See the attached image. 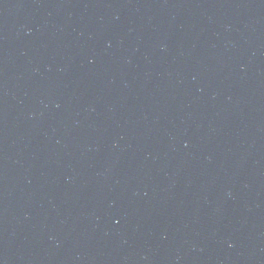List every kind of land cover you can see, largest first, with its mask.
<instances>
[{"label": "water", "instance_id": "obj_1", "mask_svg": "<svg viewBox=\"0 0 264 264\" xmlns=\"http://www.w3.org/2000/svg\"><path fill=\"white\" fill-rule=\"evenodd\" d=\"M0 264H264V0H0Z\"/></svg>", "mask_w": 264, "mask_h": 264}]
</instances>
